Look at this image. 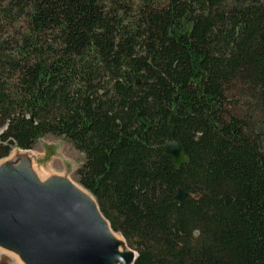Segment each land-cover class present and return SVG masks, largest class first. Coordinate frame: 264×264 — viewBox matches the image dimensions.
Instances as JSON below:
<instances>
[{"label":"trees","instance_id":"trees-1","mask_svg":"<svg viewBox=\"0 0 264 264\" xmlns=\"http://www.w3.org/2000/svg\"><path fill=\"white\" fill-rule=\"evenodd\" d=\"M46 136L135 264H264V0H0V160Z\"/></svg>","mask_w":264,"mask_h":264},{"label":"water","instance_id":"water-1","mask_svg":"<svg viewBox=\"0 0 264 264\" xmlns=\"http://www.w3.org/2000/svg\"><path fill=\"white\" fill-rule=\"evenodd\" d=\"M163 149L177 169L190 164L180 143L167 142ZM89 195L66 178L41 182L28 159L4 163L0 248L17 255L23 264H135L136 252L122 236L126 246L114 237L95 197ZM176 198L183 204L186 193L179 190ZM231 201L228 196L226 204Z\"/></svg>","mask_w":264,"mask_h":264},{"label":"rangeland","instance_id":"rangeland-1","mask_svg":"<svg viewBox=\"0 0 264 264\" xmlns=\"http://www.w3.org/2000/svg\"><path fill=\"white\" fill-rule=\"evenodd\" d=\"M23 159L29 160L31 168L42 182L52 177H61L81 187L77 171L84 162V155L79 153L64 137L46 136L37 141L30 151L15 148L8 158L0 160V166L7 162L18 164ZM1 261H8L11 264L22 263L12 254L0 249Z\"/></svg>","mask_w":264,"mask_h":264},{"label":"bare ground","instance_id":"bare-ground-1","mask_svg":"<svg viewBox=\"0 0 264 264\" xmlns=\"http://www.w3.org/2000/svg\"><path fill=\"white\" fill-rule=\"evenodd\" d=\"M37 175V174H36ZM37 177H38V179L42 182V180H41V178L37 175ZM76 187H77V189H79L80 191H82L83 193H85V194H88L89 195V193L81 186V187H79L78 185H75ZM90 196V195H89ZM114 235V237L118 240V241H120V242H122L125 246H126V244H125V242H124V240H123V238L119 235V234H116V233H114L113 234ZM1 249V248H0ZM2 250V249H1ZM8 253H10V252H8ZM10 254H12L14 257H16L18 260H19V262H21V260L19 259V257L17 256V255H15V254H13V253H10ZM22 264V263H21Z\"/></svg>","mask_w":264,"mask_h":264}]
</instances>
